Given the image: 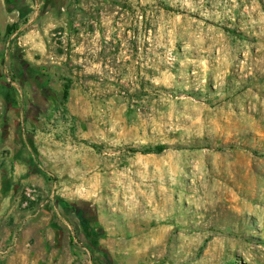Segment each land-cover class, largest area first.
<instances>
[{"label": "rangeland", "instance_id": "374dc122", "mask_svg": "<svg viewBox=\"0 0 264 264\" xmlns=\"http://www.w3.org/2000/svg\"><path fill=\"white\" fill-rule=\"evenodd\" d=\"M0 264H264V0H0Z\"/></svg>", "mask_w": 264, "mask_h": 264}, {"label": "built area", "instance_id": "2783aa9c", "mask_svg": "<svg viewBox=\"0 0 264 264\" xmlns=\"http://www.w3.org/2000/svg\"><path fill=\"white\" fill-rule=\"evenodd\" d=\"M41 198L42 191L38 186L34 184L24 186L19 200L20 210L24 212L29 211L33 206L39 204Z\"/></svg>", "mask_w": 264, "mask_h": 264}, {"label": "trees", "instance_id": "16d2710c", "mask_svg": "<svg viewBox=\"0 0 264 264\" xmlns=\"http://www.w3.org/2000/svg\"><path fill=\"white\" fill-rule=\"evenodd\" d=\"M68 94H69V90L66 89L65 94H64L65 97H67ZM166 150H167V147H165V146H158V147H156L154 149L145 150L144 153H146V154H156V155H160V154L164 153Z\"/></svg>", "mask_w": 264, "mask_h": 264}]
</instances>
